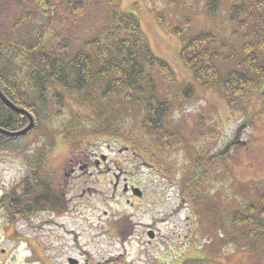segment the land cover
<instances>
[{
	"label": "rangeland",
	"instance_id": "374dc122",
	"mask_svg": "<svg viewBox=\"0 0 264 264\" xmlns=\"http://www.w3.org/2000/svg\"><path fill=\"white\" fill-rule=\"evenodd\" d=\"M144 1L90 0L79 16H64L55 2L56 17L52 19L40 11L36 0H0V39L32 43L41 29L42 38L51 41L53 49L69 43L67 53L99 35L110 24L113 10L133 14L151 52L165 60L173 72L172 91L167 90L158 73L153 76L159 97L166 95L175 102L164 124L169 131L181 134L187 148L172 142L169 150L158 154L152 139L143 138L156 158L162 155L167 161L169 173L166 167L154 165L116 137L108 141L97 134L90 137L96 130L99 113L90 105L66 98L64 108L51 107L48 114L53 120L47 125L49 130L64 124L77 132L88 128L93 131L83 133L86 137L73 143L67 142L64 135H57L53 145L45 147L47 135L38 127L21 141H12L8 151H0V198L16 190L26 176L33 183L28 165L43 155L40 175L51 183L55 197L63 196L65 206L40 216L31 210L25 214L19 211L20 217L14 220L8 219L10 215L0 208V264H66L68 258L79 264H181L189 259L203 260L205 264H264V236L261 234L253 243H235L239 233L227 235L222 221L227 212L223 211L224 205L226 210H242L245 204L264 195V117L254 116L262 110L264 89L255 97L251 95L242 115L230 111L215 89L195 86L193 96L186 101L181 91L192 83V75L180 62L181 43L152 13L153 0L147 4ZM207 1L173 0L170 6L158 1L155 10H164L169 25L181 27L187 19L193 33L212 32L223 37L232 29L228 12L237 0H221L213 19L206 17ZM91 97L98 100V92L95 90ZM103 104L98 108H105L106 113L122 108L117 99ZM126 109L131 112L121 113L124 121L119 130L136 136L140 114L137 108ZM201 117L206 122L199 129ZM34 123L37 126L36 120ZM212 129L216 131L214 138L209 135ZM232 138H237L239 145L233 146ZM204 143L209 146L201 165L206 168L205 180L192 197L204 196L205 192L211 197L196 202L185 199L186 188L194 180L188 171V153L191 149L199 151ZM84 146L87 155L80 157ZM24 157L31 161L28 165L23 163ZM96 162L102 165L98 167ZM72 163L90 166L86 172L77 170L70 176L67 169L73 167ZM124 185L130 190L129 195L133 188L140 190L141 197L128 203ZM213 211H223L220 222ZM148 229L154 231L153 239L148 237Z\"/></svg>",
	"mask_w": 264,
	"mask_h": 264
},
{
	"label": "trees",
	"instance_id": "16d2710c",
	"mask_svg": "<svg viewBox=\"0 0 264 264\" xmlns=\"http://www.w3.org/2000/svg\"><path fill=\"white\" fill-rule=\"evenodd\" d=\"M148 1L144 2L147 4ZM158 1L170 6L173 0H153L154 6L150 9L158 22L179 39L180 62L192 75V83L184 87L181 96L186 101L190 100L195 86L215 89L220 92L230 111L238 115L245 114L251 95L255 97L264 89V0H237L235 7L231 6L228 12V22L232 29L223 37L212 32L193 33L187 19L183 21L181 27L169 25L164 10L159 12L155 10ZM55 2L64 16H79L86 11L90 0H36L40 11L50 14L52 19L56 17ZM220 2L221 0H209L205 3L207 18H215ZM16 21L19 23V20ZM66 44L59 50L53 49L51 41L42 38L41 29L32 43L0 39V90L15 106L33 116L37 126L34 123L32 130L39 127V130L42 129L41 131L47 135V139L44 140L45 147L52 146L53 138L57 135H64L67 142L73 143L86 137L83 133H92L93 128L77 132L75 128L64 124L53 130L47 127L53 120L48 114L50 108L54 106L64 108L66 98H72L79 103L90 105L93 111H99L96 114L98 122L95 124L96 130L90 137L97 134L106 141L116 137L115 139L124 142L134 153L143 154L154 165L166 167L165 171L171 173L167 170L168 166H165L167 161H163L162 155L156 158L153 148L147 146L143 138L152 139L158 154L169 150L172 142L187 149L181 134L169 131L164 124L175 102L166 95L159 97L153 76L154 73H158L161 80L166 83L167 90L172 91L173 72L165 60L151 52L135 16L128 13L120 14L113 10L110 24L105 25L99 35L83 41L81 47L72 53H67L69 43ZM95 90L99 95L98 100L91 97ZM116 99L122 106L121 110L114 109L110 114L106 113L105 108H98L99 104L108 100L111 103ZM127 106L132 110L137 108L140 114L139 134L136 136L119 130L124 121L121 113L131 112L130 109H126ZM254 116L258 119L260 116L264 117V100L261 112L258 111ZM205 122L203 117L198 118L197 127L202 129ZM27 124L28 120L24 115L8 108L0 100L1 129L18 132ZM212 130L209 131V135L214 138L216 131ZM28 135L29 133L21 137H9L0 134V151H8L12 141H21ZM117 140L115 141L119 142ZM231 141L233 146L239 145L237 138H232ZM84 147L85 150L80 157L87 155V146ZM201 147L199 151L191 149L188 153V171L193 173L194 180L189 189L186 188L185 199L196 202L201 201L203 197H211L207 192L204 196L194 194L192 197L193 191L197 192L202 188L206 175V168L201 165L209 146L204 143ZM10 152L14 153V150ZM42 156L38 155L30 166L27 164L31 162H28L29 158H22L23 163L31 167L34 181L31 183L30 178L26 176L22 180V186L15 187L17 191L11 190L1 197L0 208L10 215L8 219L19 218L17 214L19 211L24 214L30 210L39 211L44 198L50 206L55 205L54 189L49 181L48 183L42 181L40 175ZM190 186L194 190L190 189ZM18 196L21 198L16 199ZM225 208L226 205L223 211L227 212L222 221L226 224V234L239 233L233 242L253 243L261 234L264 236V195L256 198L254 203L245 204L242 210ZM223 211H213V215L219 217V222ZM5 217L7 219V214ZM181 264L205 262L189 259Z\"/></svg>",
	"mask_w": 264,
	"mask_h": 264
},
{
	"label": "flooded vegetation",
	"instance_id": "af4514ba",
	"mask_svg": "<svg viewBox=\"0 0 264 264\" xmlns=\"http://www.w3.org/2000/svg\"><path fill=\"white\" fill-rule=\"evenodd\" d=\"M101 159H105L104 158V156H101ZM73 165H71V166H73L72 168H70V166L68 167V169H67V171L69 172V174H67V175H73L77 170L79 171V172H86L87 171V169H88V167L90 166V164H88V163H84V164H82V165H80L79 163L78 164H74V163H72ZM98 164H101L100 162H96V166H98L99 167V165ZM102 165V164H101ZM91 168V167H90ZM71 172V173H70ZM43 181V180H42ZM46 181V180H45ZM44 181V182H45ZM45 183H48V182H45ZM124 187V192H125V196H127V202L128 203H130L131 202V200L132 199H134V198H139V197H137L136 195H134V190L135 189H133V188H131V195H129V192H130V190H129V192H128V188H127V186L126 185H124L123 186ZM63 196L62 195H60V196H57L56 197V203H55V205L54 206H50L48 203H47V199H45L44 198V200L42 201V203H41V205H40V209H39V211L37 210L36 212L34 211V210H31L32 212H35V214L37 215V216H40V215H42V214H45V213H47L48 211H50L51 213H53V212H57V211H59L58 209H59V207L62 209H64L65 208V206H63L64 204H63V198H62ZM20 198H21V196H20ZM19 198V199H20ZM16 199H18L17 197H16ZM63 201V202H62ZM0 202H1V200H0ZM22 207V206H21ZM132 207H133V205H132ZM29 209H31V204L29 203ZM5 211V210H4ZM127 222H130V221H127ZM148 232H152L153 234H155L154 233V231L153 230H151V229H148Z\"/></svg>",
	"mask_w": 264,
	"mask_h": 264
},
{
	"label": "water",
	"instance_id": "95a60500",
	"mask_svg": "<svg viewBox=\"0 0 264 264\" xmlns=\"http://www.w3.org/2000/svg\"><path fill=\"white\" fill-rule=\"evenodd\" d=\"M0 100L3 102V104L5 106H7L8 108L21 113L22 115H24L27 120H28V125L23 128L22 130L18 131V132H7L3 129L0 128V134H3L5 136H9V137H21L26 135L27 133H29L33 127H34V120L32 118V116L25 110L18 108L17 106H15L12 102H10L5 96L4 94L1 92L0 90ZM134 195H136L137 197H139L141 194L138 190H134ZM148 237L150 239H153L154 235L152 232L148 233ZM68 264H77L76 260L74 259H68Z\"/></svg>",
	"mask_w": 264,
	"mask_h": 264
}]
</instances>
